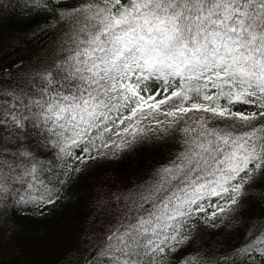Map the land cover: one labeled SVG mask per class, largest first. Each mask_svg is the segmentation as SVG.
<instances>
[{
	"label": "snow or ice",
	"instance_id": "6c2138e0",
	"mask_svg": "<svg viewBox=\"0 0 264 264\" xmlns=\"http://www.w3.org/2000/svg\"><path fill=\"white\" fill-rule=\"evenodd\" d=\"M34 6L48 5L34 0ZM59 16L69 54L54 72L7 93L16 103L0 115V132L8 133L0 137V200L58 199L59 189L41 179L43 165L19 143L25 121L40 130L44 146L62 139V147L60 139L54 143L66 155L81 144L87 154L97 141L122 153L153 131L143 122L154 121L157 132L179 135L180 151L141 196L150 208L132 209L84 264H168L165 249L174 253L187 242L182 232L196 213L214 219L234 212L245 185L264 170V0H81ZM10 142H17L12 162ZM213 197L227 199L212 203ZM208 207L216 211L207 213ZM249 235L235 255L255 253V264H264V224ZM180 264L200 261L188 256ZM223 264L237 261L225 257Z\"/></svg>",
	"mask_w": 264,
	"mask_h": 264
},
{
	"label": "trees",
	"instance_id": "16d2710c",
	"mask_svg": "<svg viewBox=\"0 0 264 264\" xmlns=\"http://www.w3.org/2000/svg\"><path fill=\"white\" fill-rule=\"evenodd\" d=\"M80 2L46 0L47 7H37L34 0H0V115L16 103L7 93H18L39 74L54 72L55 65L69 54L59 12L70 10ZM163 107L167 109L169 105ZM158 119L163 121L165 117ZM25 124L27 135L19 143L43 165L41 179L45 183L51 181L49 187L59 189L53 192V198L58 199L52 204H25L11 196L0 200V264H84L85 257L110 229L134 215L132 209L141 203L150 208L141 196L148 194L156 170L174 159L181 148L178 134L175 138L164 135L156 131L154 121H144L141 126L147 125L153 131L122 153L113 155L114 146L100 148L97 141V149L89 145L87 154L81 151L84 147L81 144L70 149L71 155H66L55 146L54 142L60 138L52 137L44 146L40 130L32 128L28 121ZM7 134L0 132V137ZM158 135L162 138L157 139ZM113 139L117 138L113 136ZM16 144L7 145L9 162L16 159L12 155L17 150ZM89 155L95 159H89ZM76 156H83L84 163L75 159ZM69 168L72 170L68 171ZM76 168L80 171H75ZM60 180L65 182L61 184ZM13 187L27 188L26 185ZM226 199L213 197L211 202L225 204ZM232 207L236 209L234 212L218 213L214 219L196 213V218L185 226L188 230L182 232L189 236L187 242L175 245L178 250L174 253L165 249L168 264H180L188 256H194L200 264H223L225 257L236 259L237 264H255L259 260L255 253L244 259L235 253L253 238L249 232L257 233L264 224V170L245 185V194ZM206 211L211 213L216 209L208 207Z\"/></svg>",
	"mask_w": 264,
	"mask_h": 264
},
{
	"label": "rangeland",
	"instance_id": "374dc122",
	"mask_svg": "<svg viewBox=\"0 0 264 264\" xmlns=\"http://www.w3.org/2000/svg\"><path fill=\"white\" fill-rule=\"evenodd\" d=\"M148 83L151 84V85H153L154 87H158V85H156L154 81H150ZM158 98H161V97H158Z\"/></svg>",
	"mask_w": 264,
	"mask_h": 264
}]
</instances>
